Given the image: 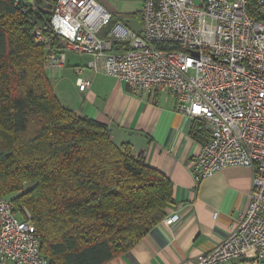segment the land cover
<instances>
[{
    "label": "built area",
    "instance_id": "2783aa9c",
    "mask_svg": "<svg viewBox=\"0 0 264 264\" xmlns=\"http://www.w3.org/2000/svg\"><path fill=\"white\" fill-rule=\"evenodd\" d=\"M51 13L50 26L35 32L48 52L47 69L64 68L68 53L92 56L78 73H103L151 95L172 93L177 111L203 125L209 140L190 165L197 187L230 166L252 170L247 207L226 239L193 264H264V0H144L142 32L97 0H57ZM114 43L129 48L115 52ZM77 86L85 92L90 81ZM179 218L162 222L172 226ZM0 264H50L30 212L6 198Z\"/></svg>",
    "mask_w": 264,
    "mask_h": 264
},
{
    "label": "trees",
    "instance_id": "16d2710c",
    "mask_svg": "<svg viewBox=\"0 0 264 264\" xmlns=\"http://www.w3.org/2000/svg\"><path fill=\"white\" fill-rule=\"evenodd\" d=\"M42 2L57 0H0V198L30 212L50 264H107L167 217L174 186L108 125L61 104L35 37L52 19ZM190 134L209 140L200 122Z\"/></svg>",
    "mask_w": 264,
    "mask_h": 264
},
{
    "label": "crops",
    "instance_id": "0c3cea01",
    "mask_svg": "<svg viewBox=\"0 0 264 264\" xmlns=\"http://www.w3.org/2000/svg\"><path fill=\"white\" fill-rule=\"evenodd\" d=\"M97 1L133 30L143 31L144 0ZM77 56L83 60L67 56V65L53 73V80L46 70L55 95L77 116L108 125L117 146L129 144L135 157L142 156L149 167L168 177L175 204L167 210V217L180 215L172 226L159 223L130 251L107 264H193L226 239L247 207L253 191L252 170L230 166L197 187L190 165L203 143L191 136L193 123L177 111V97L169 92H137L91 70L78 73L93 57ZM80 79L90 81L85 92L77 86ZM224 264H253V260Z\"/></svg>",
    "mask_w": 264,
    "mask_h": 264
},
{
    "label": "rangeland",
    "instance_id": "374dc122",
    "mask_svg": "<svg viewBox=\"0 0 264 264\" xmlns=\"http://www.w3.org/2000/svg\"><path fill=\"white\" fill-rule=\"evenodd\" d=\"M194 2H195L196 5L201 4V0H194ZM38 4H40V6L43 7V8H45V9H48V10H51V9H52V6H51L50 3L42 2V3H38ZM50 7H51V8H50ZM134 22H135V21L132 20L130 24H131V25H134ZM77 55H78V54H73V53H68V54H67V56L69 57V59L72 58V56H74V57H76V58H75V61H77V60H79V59L83 60L82 58H79V56H77ZM56 70H58V69H52V68H48V69H47V71H48V75H49L50 78L52 77L53 73H57ZM58 71H59V70H58ZM68 74L72 75V72H69ZM70 75H69V77H70ZM57 78H58V79L61 78V75H58ZM51 79H52V78H51ZM52 80H53V79H52ZM65 84H68V82H66Z\"/></svg>",
    "mask_w": 264,
    "mask_h": 264
}]
</instances>
